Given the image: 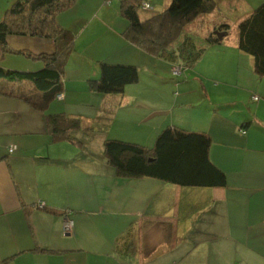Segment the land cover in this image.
<instances>
[{
	"label": "crops",
	"instance_id": "0c3cea01",
	"mask_svg": "<svg viewBox=\"0 0 264 264\" xmlns=\"http://www.w3.org/2000/svg\"><path fill=\"white\" fill-rule=\"evenodd\" d=\"M256 1L217 0L199 34L228 23L221 5L245 10L237 24ZM169 3H150L149 11ZM57 16L75 40L56 100L82 128L73 140H54L44 119L51 104L40 110L0 93V264H264V76L236 36L212 40L169 81L167 61L124 38L127 21L116 1L76 0ZM29 40L37 52L54 50L51 40ZM27 60L20 69L43 66ZM101 62L134 65L138 79L119 94L96 92L89 80L99 79ZM167 125L209 138L224 186L116 174L103 152L105 137L150 145ZM70 145L72 152L63 150Z\"/></svg>",
	"mask_w": 264,
	"mask_h": 264
},
{
	"label": "trees",
	"instance_id": "16d2710c",
	"mask_svg": "<svg viewBox=\"0 0 264 264\" xmlns=\"http://www.w3.org/2000/svg\"><path fill=\"white\" fill-rule=\"evenodd\" d=\"M75 1L13 0L6 8L0 20V55L20 53L41 61L43 66L36 70H14L0 65L1 94L18 96L40 110L46 109L54 99H62V77L74 46L75 32L61 26L56 17ZM144 3L149 7L144 8ZM119 4L127 21L124 38L167 61L174 77L199 60L212 40L219 41L213 30L223 29L225 37L230 31L229 23H221L214 24L206 36L199 34V29L206 26L201 17L216 7L217 0H170L164 10L144 16L141 11L152 8L148 2L119 0ZM13 35L46 38L53 42L54 50L37 53L29 49L14 50L7 42ZM236 43L241 52L252 56L254 72L264 76V0L236 24ZM176 67L180 68L178 73L173 72ZM137 79L134 65L101 62L99 79H90L89 86L101 94H119L125 85ZM44 119L54 140H73V132L82 128L79 117L64 112L46 114ZM209 142L203 133L167 125L150 145L105 137L103 152L121 177L147 176L189 187L224 186L226 174L210 160Z\"/></svg>",
	"mask_w": 264,
	"mask_h": 264
},
{
	"label": "rangeland",
	"instance_id": "374dc122",
	"mask_svg": "<svg viewBox=\"0 0 264 264\" xmlns=\"http://www.w3.org/2000/svg\"><path fill=\"white\" fill-rule=\"evenodd\" d=\"M12 1L13 0H0V20L3 18L4 13L7 10L6 8L9 7V5L11 4ZM113 1H116L117 5L119 4V0H113ZM149 1H150V3H153V2L158 3L159 0H149ZM262 1H256L258 3H254L253 8H255ZM229 3L234 6V2H229ZM225 4L227 5V3H225ZM220 7H221L220 10L222 12H226L227 13L226 16L225 15L224 16L229 18L228 19V23L230 25V31H229V34L226 36V39L229 40V39H231V38L236 36V24H235V21H234L235 17L238 16V15H241L245 10L242 7H238V6H234L232 8H228V7L224 6V5H221ZM141 13H142V16H144L145 14L146 15H151L154 12L153 11H144L143 10V11H141ZM56 20H57L58 23L61 24V20L58 18V16L56 17ZM79 26H80L79 23H77V25H75L76 28H78ZM25 37H27V36L13 35L12 37L7 38L8 46L12 47L14 50L28 49L29 48V50H31L32 52H36L37 53L38 49L37 50H33V49H31V47L33 45H35L37 47L38 43L35 42L34 40H29L30 37L29 38H25ZM26 39H28V40H26ZM27 59H29V58L26 57L25 55L20 54V53H14V52H6V53H4L3 56L0 55V62L5 61V63L9 64V67H7V68L14 69V70H22V69H20L21 66H28V63H30V62H26V61H29ZM31 61H35V60H31ZM65 73H66V75H69V73H67V72H65ZM167 73L169 74V75H166L167 78L169 79V81H170V78H172V80L177 79L174 76L171 77L172 71L167 70ZM63 75H64V73H63ZM141 76H142L143 79H147L149 82L161 81V80H159L157 78H153L151 75H145L144 74V75H141ZM67 77L69 78V76H67ZM71 79L75 80V79H78V78H71L70 77V80ZM61 106H62V104L60 102H57V100L55 99V100H53L51 102L50 107L46 110L45 113L49 114V113L59 112V111L62 110V109H60ZM85 144H84V146H85ZM96 144H97V140H96V143H92V148H94V146ZM76 145L78 147L82 148L80 143H78V144L76 143ZM71 147H72L71 145L69 147L64 146L63 150L67 151V152H69V151L72 152L73 148L71 149Z\"/></svg>",
	"mask_w": 264,
	"mask_h": 264
},
{
	"label": "built area",
	"instance_id": "2783aa9c",
	"mask_svg": "<svg viewBox=\"0 0 264 264\" xmlns=\"http://www.w3.org/2000/svg\"><path fill=\"white\" fill-rule=\"evenodd\" d=\"M143 7H144V8H148L149 5H148L147 3H144V4H143ZM179 71H180V68H177V67H176V68L173 69V72H174V73H178ZM254 99H257V96H254ZM10 150H11V148H10ZM43 205H44L43 203L39 202L37 206H38L39 208H42ZM71 226H72V222H71L70 220H66L65 223H64V230H65V231H69L70 228H71Z\"/></svg>",
	"mask_w": 264,
	"mask_h": 264
},
{
	"label": "water",
	"instance_id": "95a60500",
	"mask_svg": "<svg viewBox=\"0 0 264 264\" xmlns=\"http://www.w3.org/2000/svg\"><path fill=\"white\" fill-rule=\"evenodd\" d=\"M213 34L217 37V39L220 40L225 35V32L220 30H214Z\"/></svg>",
	"mask_w": 264,
	"mask_h": 264
}]
</instances>
